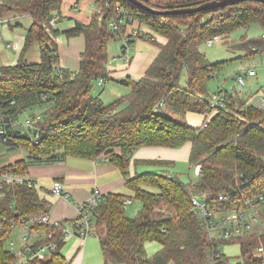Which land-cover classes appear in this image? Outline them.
Masks as SVG:
<instances>
[{
  "label": "trees",
  "instance_id": "16d2710c",
  "mask_svg": "<svg viewBox=\"0 0 264 264\" xmlns=\"http://www.w3.org/2000/svg\"><path fill=\"white\" fill-rule=\"evenodd\" d=\"M63 0H0V16L5 11L28 13L33 21L27 29L18 60L0 67V120L15 122L25 108L47 103L32 115L33 127L22 132L8 127V141L27 152L0 167L27 173L32 164L60 161L67 156L96 159L100 156L117 166L125 186L141 201L134 216L126 212L125 193L109 191L90 208L93 225L105 264H260L264 262V231L254 228L229 239L210 238L192 212V198L202 196L220 209L244 207L248 197L264 191V107L237 97L235 104L212 110L206 90L223 61L211 62L200 45L214 36L226 38L240 26L257 21L263 27L260 37L242 39L238 46L264 51V3L244 0L191 13L158 14L146 11L129 0H95L103 8L119 3L129 14L146 24L147 34L165 38L144 75H131L118 81L129 88L119 99L104 103L92 92L99 78H110L108 41L119 37L92 12L88 24L77 22L61 32L68 37L84 35L79 67L71 71L59 65V30L50 19ZM211 0H144L158 9L197 6ZM108 9V8H107ZM139 37H144L141 35ZM135 38L129 40L131 44ZM33 42L40 45V61L29 62L26 52ZM125 45H122V49ZM185 70L186 84L179 78ZM163 105H159V103ZM211 112L199 125L185 120L188 112ZM29 118V117H27ZM190 143L188 160L199 168L195 181L184 180L169 167L168 159H132L140 146L179 147ZM158 166L130 172V163ZM140 161V162H138ZM0 216L13 218L48 213L50 202L41 197L35 185L15 182L1 188ZM225 194L230 199H219ZM64 224V221H61ZM66 222V221H65ZM47 236L41 242L56 240L59 249L45 258L35 257L24 264H65L60 249L66 242L58 227L39 225ZM13 228L6 223L0 234V264L14 256L6 247ZM156 241L160 247L148 255L145 244ZM237 242L240 255L232 263L218 245ZM259 247H262L259 250Z\"/></svg>",
  "mask_w": 264,
  "mask_h": 264
},
{
  "label": "rangeland",
  "instance_id": "374dc122",
  "mask_svg": "<svg viewBox=\"0 0 264 264\" xmlns=\"http://www.w3.org/2000/svg\"><path fill=\"white\" fill-rule=\"evenodd\" d=\"M75 2V0H63V6H70V3ZM78 5L80 7V12L84 15H90L91 10H93L92 5L96 6L94 10L96 13L101 14L107 13L109 14L111 10L115 7L112 5L111 10H107V8H103L100 3H96L95 0H79ZM67 18L62 17V20H66ZM141 27L144 29H148L146 24L141 23ZM19 31V28L10 29L9 25L0 26V40L12 39L15 40L16 35ZM155 39L157 41L163 42L165 38L163 36L158 35L157 33H153ZM263 34V27L257 21L252 22L249 26H240L233 29L229 36L226 38L219 37L215 39L212 44H209L207 41L200 45V50L206 55L207 59L211 62L214 61H223L222 66L217 69L214 76H212L206 83V90L208 92V96L212 95L215 92L219 91H234L237 96L248 98V102L254 105L259 104L260 96H264V51H256L249 53L246 49L237 45L242 39L252 38V37H260ZM124 44L123 40L120 37L110 39L107 45V52L109 60L106 64L107 70L109 69V65L114 64H127L128 62L123 61L121 56L123 54L122 45ZM130 48L128 49V53L130 56H133V53L136 51L148 52L151 53L153 51H158L157 44L152 42L147 37H135L134 42L130 44ZM2 44L0 43V49ZM14 51V49H8ZM155 55V54H154ZM143 67H145L143 65ZM253 68L256 71L255 75H244L245 78V87L241 88L235 81V73L244 72L245 70ZM145 68H143L141 74H131V76H142L144 75ZM127 74L113 76L107 79H104V85H99L98 80L93 83L92 92L95 95H98L104 103H110L129 91V88L120 83L118 80L125 77ZM139 76V77H140ZM135 78V77H134ZM179 83L181 85L186 84V72L183 70ZM47 103H41L39 105H35V107L25 108L23 109L16 118V127L19 128L22 132H25V126L23 125V121L27 119V117L31 118L32 115H36L43 111ZM202 117L204 114L198 112H188L185 116V120L191 123L192 125H198L202 121ZM186 146V145H184ZM187 149V147H184ZM182 147V145H181ZM180 147V148H181ZM178 148V147H177ZM169 150H177L170 148ZM176 157L174 158L175 166L169 167V169L173 172L179 173L182 179L184 180H192L195 181L199 175V168L191 164L188 160V149L183 150L180 149L177 151ZM27 156V152L23 148L15 147L6 142L0 143V167L12 162L18 158H25ZM68 162L69 158L67 157ZM59 162V161H55ZM145 167L139 166L138 172L140 169ZM147 169L149 170H157L158 166L147 165ZM52 179L50 178L45 180H40L37 184L41 186H52ZM40 190V189H39ZM125 196L131 197V202H127L126 199V212L134 216L137 214L138 210L141 207V201L136 199L132 191L130 189H125ZM129 199V198H128ZM261 215V219L259 222L253 224V228L259 232L264 231V215L263 211L259 212ZM27 233L23 229L21 224H17L11 233V237L17 239V243H19L18 236L20 234ZM68 240L65 239V243L61 248V252L67 255L66 261L68 264H105L100 245L98 242V238L95 234L91 233L88 235L87 242L84 246V250L77 252L78 240L75 237H69ZM158 243L156 241H152L148 245L147 250L148 253H154L158 247ZM6 247V245H5ZM222 251L231 258L232 263L237 262L238 257L240 255V245L237 242L223 244L221 247ZM81 252V255L78 254ZM76 253V254H75ZM151 254V255H152ZM48 256V255H47ZM80 258L76 260L78 257Z\"/></svg>",
  "mask_w": 264,
  "mask_h": 264
},
{
  "label": "crops",
  "instance_id": "0c3cea01",
  "mask_svg": "<svg viewBox=\"0 0 264 264\" xmlns=\"http://www.w3.org/2000/svg\"><path fill=\"white\" fill-rule=\"evenodd\" d=\"M78 1L79 0H75V2L70 3L69 4L70 6L68 5L63 6L62 4L60 11L55 15L56 20L52 24L53 28L59 30L58 34L53 36L56 42L58 43L59 65L71 71L78 70L80 54L84 49V44H85L84 35L80 33L76 36L68 37L66 34H64L61 31L75 26L77 22L88 24L91 20V16L93 12V10H91L90 15L87 16L82 14L79 11L80 7L78 5L79 3ZM62 17H65L67 19L62 20ZM32 21L33 19L28 13H20L16 10L5 11L3 15L0 16V26L9 25L11 30L15 27L21 30L17 34H13L16 35L15 40L12 39L0 40V43L2 44L0 49V67L2 65H12L17 62L20 51L24 44L25 33L32 24ZM8 49H14V51ZM157 49H158L157 51L158 53L159 52L158 45H157ZM157 53L156 51H153L151 53L136 51L135 53H133V56H131V59L127 64L109 65L110 77L119 76L123 74L131 75V74H135L136 72L137 74H141L143 68H145L146 70V68L155 58ZM26 59L29 62L40 61V45L37 42H33L32 45L29 47L28 51L26 52ZM143 65L145 67H143ZM139 76H132V77L139 78ZM183 146L187 147L188 155H189L190 143L187 142L184 143L182 147L179 146L178 148L165 147V146H140L134 150L132 159L152 158V159L174 160L176 154L178 153L177 151H179L180 149L187 150L183 148ZM170 148L172 149L176 148L177 150H169ZM67 157H73V158H69V162H68ZM67 157L64 158L63 160H60L59 162L29 165L27 176L34 180L36 185L35 187L39 195L41 197L46 198L48 202H50L51 205L48 211L50 220L67 222L70 230L73 232V235H70L69 237H75L78 240L77 252H79V250L80 251L84 250V246L87 242L88 236L84 240H81V238L76 235L77 233L76 220L79 215L77 205L79 203L86 202L88 198L95 191H97L100 195L105 194L109 191H119L124 193L127 187L125 186L124 178L122 176L120 169L114 164H112L108 159L103 158L102 156L96 159H90V158H84L78 156H67ZM139 166H143L145 168L147 167L143 163L142 164L138 163V165H136L133 163V161H131L130 163L131 174H134L135 171L138 170ZM174 166L175 164L173 165V167ZM140 170H143V168H141ZM50 178L52 179L51 185H53V181L55 179H59L62 182V188H63L62 194L53 193L51 191L52 186L45 187L37 184L40 180H45V179L49 180ZM69 237L68 240L70 239ZM151 242L152 241L146 242L145 244L146 251L149 250V252H151L150 249H148V245ZM157 245L158 247H156V249L158 250L160 245L159 243ZM78 254L81 255V252ZM147 254L151 255L152 253L147 252ZM67 255L69 256V254H66L64 255V257L67 258ZM79 258L80 256L76 260H78ZM238 261H240V259L237 260V262ZM68 263L69 262L66 261L65 264ZM110 264H120V263H110ZM260 264H264V262Z\"/></svg>",
  "mask_w": 264,
  "mask_h": 264
},
{
  "label": "built area",
  "instance_id": "2783aa9c",
  "mask_svg": "<svg viewBox=\"0 0 264 264\" xmlns=\"http://www.w3.org/2000/svg\"><path fill=\"white\" fill-rule=\"evenodd\" d=\"M92 8L94 11L96 6L92 5ZM107 8L109 9V5H107ZM100 13L101 14H99L98 19L101 22H105L111 30L117 32L119 37L124 42L125 48L122 50L123 54L121 56L123 61L129 62L131 59V56L128 53V49L131 46L129 40L141 35H144V37L147 38H155L153 33L147 34L148 32L141 27L139 20L129 14V12L119 3L115 5L109 14L101 11ZM55 20L56 16L53 15L50 19V24H53ZM219 37L220 36L217 35L209 38L207 39V42L212 44L215 39ZM255 74L256 71L253 68H249L244 72H237L235 73V81L241 88H244L246 84L244 75ZM104 81V78L101 77L98 79V84L103 85ZM237 101L236 92L227 90L219 91L213 93L209 97V106L212 110H216L218 108H227L229 104L234 102L236 104ZM159 105H163V103L161 102L158 106ZM257 106L264 107V96H260L259 104ZM204 115L206 116V119L202 126L207 124L211 112L204 111ZM15 122L0 120V143L8 141V127L10 124L16 125ZM23 125L26 128L25 130L32 128V119H25L23 121ZM15 182H27L28 185H35L34 180L28 177L27 173L0 169V196L3 195L1 188L4 186L9 187ZM62 189V182L59 179H55L53 181L51 191L56 194H62ZM100 197L101 195L95 191L86 202L79 203L77 205L79 215L76 220V235L79 236L81 240H84L90 234V230L93 225V221L90 216V208L95 206L100 201ZM218 198L222 200L230 199L225 194H218ZM127 202H131V199H127ZM191 209L197 216L201 228L207 232L210 238L229 239L232 236H236L253 229V224L260 221L261 214L259 212L263 211L264 215V191L258 195L248 197L244 207H236L225 210L220 209L217 206L210 205L207 199L197 195L192 198ZM6 223L10 224L11 228H14L17 224H21L23 229L27 231V233H23L18 236L19 243H17V239L11 237V234L7 238L5 243L6 248L14 255L8 264H24L35 257L45 258L50 253L59 249V245L56 240L41 242L42 239L47 236H51V234L47 235L45 231L37 229L35 226L45 224L49 227H58L62 230L64 239L73 235V232L70 230L67 222H64L63 224L61 221H51L48 213L31 214L28 217L19 218L17 222L13 218L2 215L0 216V234ZM218 248L220 249L221 246L218 245ZM261 249L262 247H259V250Z\"/></svg>",
  "mask_w": 264,
  "mask_h": 264
},
{
  "label": "water",
  "instance_id": "95a60500",
  "mask_svg": "<svg viewBox=\"0 0 264 264\" xmlns=\"http://www.w3.org/2000/svg\"><path fill=\"white\" fill-rule=\"evenodd\" d=\"M129 1L149 12L158 13V14H179V13H191V12L200 11L204 9H210L213 7H220V6L235 4V3H238L244 0H211V1L203 2L197 6H183V7H177V8H172V9L154 8L146 4L144 0H129ZM257 1L264 3V0H257Z\"/></svg>",
  "mask_w": 264,
  "mask_h": 264
}]
</instances>
